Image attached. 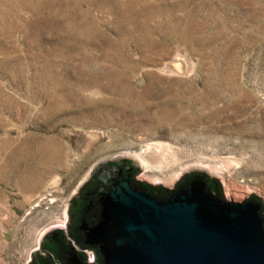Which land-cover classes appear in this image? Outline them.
I'll return each mask as SVG.
<instances>
[{"label": "rangeland", "instance_id": "rangeland-1", "mask_svg": "<svg viewBox=\"0 0 264 264\" xmlns=\"http://www.w3.org/2000/svg\"><path fill=\"white\" fill-rule=\"evenodd\" d=\"M122 156L264 203V0H0V264H33Z\"/></svg>", "mask_w": 264, "mask_h": 264}, {"label": "water", "instance_id": "water-1", "mask_svg": "<svg viewBox=\"0 0 264 264\" xmlns=\"http://www.w3.org/2000/svg\"><path fill=\"white\" fill-rule=\"evenodd\" d=\"M142 173L129 157L99 164L76 196L94 181L79 199L72 240L55 229L42 241L58 264H87L88 253L95 264H264L263 202L229 203L199 170L174 191L138 183ZM40 254L42 246L33 259Z\"/></svg>", "mask_w": 264, "mask_h": 264}, {"label": "flooded vegetation", "instance_id": "flooded-vegetation-1", "mask_svg": "<svg viewBox=\"0 0 264 264\" xmlns=\"http://www.w3.org/2000/svg\"><path fill=\"white\" fill-rule=\"evenodd\" d=\"M94 184V181L92 180L91 183L89 185L86 186V188H84L81 192V194L76 197L74 200H72V202H70V206H69V217H70V222L69 225L66 227V229H58V230H62L63 235L66 237V239L68 241L72 240V235H71V229L75 223V211L76 208L79 204V199L82 196V194L84 193V191L90 187H92ZM87 264H95V259H94V255L92 253H88V257H87ZM34 264H58L56 262V259H54L53 257V249L50 243H46L43 242L42 243V254L38 255L35 257L34 260Z\"/></svg>", "mask_w": 264, "mask_h": 264}, {"label": "bare ground", "instance_id": "bare-ground-1", "mask_svg": "<svg viewBox=\"0 0 264 264\" xmlns=\"http://www.w3.org/2000/svg\"><path fill=\"white\" fill-rule=\"evenodd\" d=\"M18 2V1H17ZM13 4V3H12ZM19 4V3H18ZM38 4V3H37ZM14 5V4H13ZM12 6V5H11ZM21 8V7H20ZM58 9V8H57ZM36 10V9H35ZM29 15V14H28ZM56 15V14H55ZM67 16V15H66ZM50 71V70H49ZM53 83V82H52ZM46 98V97H45ZM60 108H61V106H60ZM148 154V153H147ZM144 158V157H143ZM145 160H144V163H147L149 166H150V168H153V164L151 163V162H149L148 161V159H146V157L144 158ZM156 162V161H155Z\"/></svg>", "mask_w": 264, "mask_h": 264}]
</instances>
